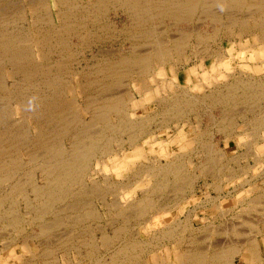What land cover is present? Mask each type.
<instances>
[{
    "label": "bare ground",
    "instance_id": "obj_1",
    "mask_svg": "<svg viewBox=\"0 0 264 264\" xmlns=\"http://www.w3.org/2000/svg\"><path fill=\"white\" fill-rule=\"evenodd\" d=\"M28 1L34 13V25L40 20L37 9L49 10L50 3L56 7L60 24L45 28L46 33L38 32L35 37L22 30L13 33L7 25L0 28V225L15 232V236L9 232V239L1 240L0 255L5 250H18L15 240L30 225L37 231L25 235L21 246L31 256L15 252L19 264H39L38 260L43 264H64L60 254L66 258L65 264H237L239 256L240 264H264L260 251V242L264 243V210L254 224L248 217H243L245 223L252 224L248 226L251 228L249 234L242 227L243 222L234 220L232 225L228 222L229 226L224 224V227L217 222L230 210L223 209V201L235 194L243 197L242 202L239 199L245 210L243 214H249L254 208L260 210L258 205L264 206V170L251 171L253 177L241 179L245 167L255 170L256 166L264 164V152L260 149L264 143V0H82L85 14L83 16L84 12H81L83 17L77 19L82 29L90 15L101 20L112 6V10L121 9L127 15L129 24L123 30L125 39L131 42L126 53L123 45L118 49H98L93 56L95 62L83 67L87 80L83 83L84 88L95 85L96 89L90 95L81 90L85 96L83 109L76 84L66 78L70 72L66 60L81 51L73 50L70 37H66L70 31L77 33L73 22L77 17L73 14L74 9L79 8V0ZM20 13L22 11L16 9V14ZM5 16L0 13L2 25ZM50 21L53 20L50 18ZM93 31L89 29L76 35L83 48L101 42L102 33ZM221 36L227 41H239L241 48L236 53L246 59L240 66L249 68L250 76H243L245 70H238L237 74L236 67L219 45L212 48ZM249 40L256 42L250 44ZM34 44L38 54L33 51ZM247 44L253 52L248 51L245 56ZM51 52H55L57 58L50 62L46 57ZM197 56L204 58L205 63L200 65L215 58L214 64H210L215 82L210 81L207 70L199 72L200 65L196 61L190 66V60ZM3 62L10 64L7 72L12 79L11 85L5 80L1 68ZM220 67L226 70L225 80L219 74ZM182 68L184 70L179 73ZM159 71L170 76L175 88L168 99L162 95L157 97L156 92L160 93L168 82V76H162L163 73L158 77ZM149 77L153 78L154 86ZM89 78L93 80L89 81ZM206 79L212 85L211 92L199 95L191 92L188 82L203 88ZM183 80L185 84H182ZM130 81H134L139 94L147 93L158 106L157 114L137 116L134 110L138 108L139 100ZM129 102L135 109L129 107ZM82 111L90 114V118H84ZM156 122L158 129L154 130L152 124ZM203 123L207 125L206 129H202ZM195 125L200 144L198 153L203 152L202 162L195 167L199 173L188 171V164L193 165L189 153H171L166 138L155 136L158 130L163 134L172 131V138L181 129ZM210 126L225 139H232L235 146L245 144L247 150L229 157L228 151L212 137L206 138L211 134ZM239 126L244 129L239 131ZM246 136L248 141L245 142L243 137ZM125 137L131 148L142 145L153 151L165 145L168 159L162 163L157 157L154 162L153 158L147 159L146 154L144 158L148 161L127 166L121 157L125 156L121 151L127 150ZM66 138L70 141L69 148L64 142ZM114 140L119 141L120 151L114 148ZM21 147H27L28 160L20 154ZM249 154L253 163L247 161L244 168L238 165L240 169L232 167V159L238 163ZM106 159L118 166L119 175L129 170V182H118L126 184L127 188L136 185L129 195L122 192L126 185L118 188L120 185L116 186V181H112V169ZM38 171L43 177L42 184L37 179ZM102 171L104 180L95 177ZM246 185L250 188L246 189ZM207 187L216 195L207 192V200L198 201V188ZM121 188L124 189L119 191ZM242 190L247 192L246 196ZM138 191L141 196L135 198L133 194ZM165 194L170 200L163 204ZM20 203L26 206L24 214L20 211ZM186 204L191 206L185 208ZM206 206L217 209L218 213L212 219L204 215L207 220L200 227L194 226L197 209ZM172 211L184 216L177 218L174 215L169 222H158L163 212L170 215ZM104 218L112 233L109 227L107 230L104 226H94V222ZM130 221L136 222L135 225L131 226ZM133 227L137 234L133 233ZM96 228L101 232L100 238L94 234ZM200 231L205 232L203 235L207 232V237H201ZM141 232L147 237L144 238ZM227 232L240 235L243 240L242 237L241 240L234 239L237 237L234 235L230 239L232 234L226 237L227 240L208 238L223 233L225 238ZM244 233L248 234L246 239ZM29 237L41 241L43 249L37 255ZM171 244L176 246L175 250L169 249ZM162 249L167 250L163 252ZM6 260L4 264H8Z\"/></svg>",
    "mask_w": 264,
    "mask_h": 264
},
{
    "label": "rangeland",
    "instance_id": "obj_2",
    "mask_svg": "<svg viewBox=\"0 0 264 264\" xmlns=\"http://www.w3.org/2000/svg\"><path fill=\"white\" fill-rule=\"evenodd\" d=\"M36 1V0H35ZM47 1H49V3L50 2H52L53 0H47ZM82 2V0H79L78 1V7L79 8H77L78 9V11H77V9L75 10L74 9V18L75 17H77V18H75L74 19V23H75V28H76V30L75 31H77V33H75L74 31H70L69 33H67L66 34V37L68 38V37H70L68 40L69 41H71V44H72V46H73V50H81V51H78L77 52V56L75 55V57L74 58H70V59H68V60H66L67 62H69V67H70V72H68V74H66L65 76H66V78H68V79H70V80H72L73 81V83L74 84H76V86H77V89H78V94H77V96H78V100H79V102H80V104H81V109H83V101H84V95L81 93V90L82 89H84V92H85V94H88V95H90V94H92V93H94V91L96 90L95 89V85L93 86H86V88H84V86H83V83L84 82H86L87 80H85L86 78H85V71H86V69L85 68H87V64L88 63H90V64H92L93 63V61L95 60L94 59V53H98L97 51H99L98 49H100V51L102 50V48L103 49H109V48H114V49H118V47L120 46L121 47V45H123V48L124 49H126L125 50V53L126 52H128V48L129 47H131V42L129 41V40H126L125 39V31L123 30V29H125V27L126 26H128V24H129V19H128V17H127V15L123 12V11H121V9H116V11H115V9L113 8V10H112V6H110V8L109 9H107L106 10V12H105V15H104V18H102L101 20H96V18L95 17H93V16H95V15H90L89 17H88V19H87V21H85V23H86V27H85V29H82L81 28V26L79 25L81 22H79V21H77V19L79 18V19H81L83 16H84V14H85V9H84V7H83V2ZM84 1V0H83ZM4 2V3H3ZM29 1L28 0H3V1H1L0 0V5H2V6H0V13H1V15H6L5 16V23L2 25V24H0V28L1 29H3V27H4V25H7V27L13 32V33H15V31H16V33H18V32H21V30L23 31V32H25V33H29L32 37H35L36 36V34L38 33V32H40V34H43V33H46L47 32V29H49L50 27H54L55 25H59L60 24V21H59V19L57 18V13H56V7L55 6H52L51 4L52 3H50V9L48 10H46V9H43V8H40V11H39V8L37 9V15L39 16V18H40V20L38 19V23L37 24H35L34 25V20H33V16H34V13H32L31 11V6H30V4L28 3ZM85 2V1H84ZM80 3V4H79ZM82 6V7H81ZM3 7V8H2ZM10 7H12V8H10ZM82 8V9H81ZM16 9L18 10V9H20L21 11H22V13H20V14H16ZM63 9V8H62ZM12 10V11H11ZM6 11H7V14H6ZM46 12V13H45ZM83 14H82V13ZM11 13V14H10ZM15 13V14H14ZM33 14V15H32ZM39 14H41V15H39ZM76 14V15H75ZM83 16H82V15ZM107 14V15H106ZM78 15V16H77ZM80 15V16H79ZM7 16H9L8 18H7ZM11 16V17H10ZM41 16V17H40ZM108 16V17H107ZM50 18L53 20V21H50ZM91 18V19H90ZM124 18V19H123ZM13 19V20H12ZM42 19L44 20V21H42ZM49 20V21H47V20ZM22 21V22H21ZM43 23H42V22ZM106 21V22H105ZM112 21V22H111ZM40 22V23H39ZM45 22V23H44ZM49 22H51V23H49ZM76 22L78 23V24H76ZM111 22V23H110ZM126 22V23H125ZM6 23H8V24H6ZM17 23V24H16ZM20 23V24H19ZM48 23H49V25H48ZM52 23H53V25H52ZM96 23V24H95ZM99 25H98V24ZM11 24H13V25H11ZM41 24V25H40ZM45 24V25H44ZM89 24H90V26H89ZM20 25V26H19ZM43 25V26H42ZM115 25V26H114ZM18 26V27H17ZM37 26H40V28H38ZM88 26V27H87ZM95 26V27H94ZM100 26V27H99ZM109 26H111V27H109ZM205 26V25H204ZM28 27V28H27ZM81 28V29H79V28ZM94 29H93V28ZM207 27V26H206ZM37 28H38V30H37ZM41 28H43V29H41ZM45 28H47V29H45ZM117 28V29H116ZM13 29H15V30H13ZM28 29V30H27ZM79 29V30H78ZM94 30L93 32H96V30H97V32L98 33H102L101 35H102V39H100V41L101 42H99L98 44H95V45H92L91 44V47H88V48H83V46H81V44L80 43H78V35H79V32H86V31H88V30ZM108 29V30H107ZM102 30H104V31H102ZM121 30V31H120ZM123 30V31H122ZM111 31H113L111 34H110V32ZM51 32H53V31H51ZM73 32V33H72ZM83 32V33H84ZM109 32V33H108ZM121 32V33H120ZM63 33H65L64 32V30H63ZM104 33H106V34H104ZM70 34H71V36H70ZM117 34V35H116ZM124 34V35H123ZM77 35V36H76ZM110 35V36H109ZM111 35H113L112 37H111ZM123 37V38H122ZM93 38H95V36H93ZM73 39V40H72ZM75 40V41H74ZM129 41V42H128ZM77 42V43H76ZM215 43H213L212 44V48L214 49V48H218L219 46L221 47V49L225 52V53H227V56L228 57H226V58H228V59H230V62L231 63H233V66H235L236 68H235V70H236V72H237V74H239V72H238V70L240 71H242V70H245V74H247V75H243V76H245V77H247V76H250L251 75V70L249 69V68H245V67H243V66H240L241 65V63H243V61H246V59L244 58H241L239 55H238V53H236V51L238 50H240V44H239V41H227L226 39H225V37L224 36H221V37H219L218 38V40H217V42L216 41H214ZM230 42H231V44H230ZM256 41L255 40H249V43L250 44H252V43H255ZM94 43H96V42H94ZM77 44H78V46H77ZM250 44H247L246 46L248 47H246V48H244V55L246 56V54L247 53H249V52H253V50L251 49V45ZM75 45V46H74ZM219 45V46H218ZM127 46V47H126ZM216 46H218V47H216ZM232 46V47H231ZM250 46V47H249ZM75 47V48H74ZM117 47V48H116ZM119 47V48H120ZM229 47H231L230 48V50L228 51V49H229ZM234 47V48H233ZM245 47V46H244ZM71 50V49H70ZM33 51H34V53H36V54H38V47L34 44V46H33ZM228 51V52H227ZM249 51V52H248ZM55 56V57H54ZM57 58V54L55 53V52H51V53H49V54H47V57H46V60L48 59V61H54L55 59ZM36 59H38L37 57H36ZM76 59V60H75ZM194 59V60H193ZM193 59L192 60H190L191 62V65L190 66H192L193 65V61H196L199 65L201 64V63H203V61H204V58L203 57H193ZM205 59H207V58H205ZM243 59V60H242ZM73 60V61H72ZM214 60H215V58L214 57H211V59L209 60V62L207 61V63L205 64V65H200V67H199V72L200 73H202V72H205L206 70L209 72V79H210V81H214L215 82V76H214V70H213V67L212 66H210V64H214ZM239 61H241V62H239ZM95 62V61H94ZM5 63H7V62H3V64H1V68H2V71H3V73L5 74V80H6V82H8V84H10L11 83V81H12V79H11V77H9V74H8V72H9V68H10V64L9 63H7V64H5ZM205 63V62H204ZM203 63V64H204ZM209 66H208V65ZM83 65V66H82ZM4 66V67H3ZM80 66H81V68H80ZM74 67V68H73ZM75 67H76V70H75ZM83 67H85V68H83ZM77 68H78V70H80L79 72H77L78 70H77ZM244 68V69H243ZM72 69H74V70H72ZM251 69H253V68H251ZM184 70V68H182L181 69V71L179 72V73H182V71ZM205 70V71H204ZM220 70V71H219ZM225 70V68L223 67V69H222V67H220V68H218V71H219V74H220V76L221 77H224V76H226L225 74V72H226V70ZM234 70V69H233ZM8 71V72H7ZM83 71V72H82ZM74 72H75V74H74ZM161 73H163V72H160L159 71V74H158V77H160L162 74ZM71 74V75H70ZM171 74V76L173 75L172 73H170ZM250 74V75H249ZM7 75V76H6ZM83 75V76H82ZM166 75V73L164 74L163 73V75L162 76H164V77H166L167 78V76H165ZM82 77V78H81ZM170 78V76H168V82H167V84H166V88H164L160 93H159V91L158 92H156L157 93V97H159V96H164V97H166L167 99L168 98H170V96H169V94L171 93H173L174 91H175V88H174V86H173V83H172V81L169 79ZM80 79L82 80V83L80 84ZM92 78H89V81L91 80ZM226 79V77H224V79L223 80H225ZM84 80V81H83ZM93 80V79H92ZM78 82H79V84H78ZM131 83H132V85H133V92H134V94H135V96L137 97V99L139 100V105H138V108L137 109H135V108H133V106H132V103L131 102H129V107L131 108V109H135L134 111H137V116H142V115H148V114H150V115H154V114H157V112H159V108H158V106L154 103V102H152V100H150V98L149 97H147V93L146 94H144V93H142V92H140V94L138 93V88H137V86H135L134 85V81H130ZM149 82L154 86V84H155V82H154V80H153V78H151V77H149ZM182 82V84H185L184 82H186L185 80H183V81H181ZM11 85V84H10ZM80 85V86H79ZM188 86L190 87V90H191V92H193L194 94H196V95H199V94H203L204 92H206V93H209V92H211L212 90H211V88H212V85L211 84H209L208 83V79H206V80H203V88H199L195 83H189L188 82ZM94 88V89H93ZM155 90H157V87H155L154 88ZM80 90V91H79ZM86 90V91H85ZM135 90V91H134ZM137 91V92H136ZM166 91V92H165ZM80 92V93H79ZM143 95H142V94ZM164 95H163V94ZM144 97V98H143ZM144 100V101H143ZM148 102H150V103H148ZM12 103H14V102H12ZM143 106V107H142ZM158 108V109H157ZM86 112V111H85ZM84 111H82V115H84V118H86V119H89L90 118V114H88L87 112L85 113ZM85 113V114H84ZM238 117H240V116H238ZM238 120H240L241 121V117L240 118H237ZM153 125V129L154 130H157L158 128V125H157V122L154 124H152ZM206 124L205 123H203V125H202V129H206ZM31 127L32 126H30L29 127V129H31ZM157 128V129H156ZM194 128H196L197 129V126L195 125L193 128H184V129H181L178 133H176L175 135H173V137L171 138V135H172V131H169L168 133H165V134H163V133H160V132H162L161 130H158V131H156V134H155V136H157V137H159V138H161V139H163V138H166V142H169L170 144L168 145V146H171V148L169 147V151L171 152V153H174V154H176V153H183L184 154V152L186 153H189L190 154V157L193 159V165L192 164H188V171H190L191 173H193V172H198L199 173V171L196 169L197 168V166L202 162L201 160V157L203 156L202 154H203V152H201V153H198L199 151H200V144H199V142L197 141V134L195 133V129ZM211 128V129H210ZM210 128H209V131L211 130V134L209 135V137H207L206 136V138H210L211 139V137H212V140L214 141V142H216V143H218V144H220V146L223 148V149H226L227 151H228V153H229V157H233L234 156V154H238V155H240V152H243V151H246L247 149V147L248 146H246L245 144H239L238 146H235L236 144H234V142L232 141V139H225L224 138V136H221L218 132H217V130H215V128L214 127H211L210 126ZM246 128H248L247 126H246ZM186 129V130H185ZM239 131H241V130H243L244 129V126H239L238 128H237ZM194 130V131H193ZM125 135V134H124ZM124 135L122 136V137H124ZM180 136V137H179ZM216 136V137H215ZM127 137H125V139H124V141H125V143H124V146H126V149L127 150H125L124 152L123 151H121L125 156H123V155H121V157H123L124 158V163L128 166H131V167H134L135 166V163L136 162H143V161H148L147 159H152L154 162L155 161H157V157H159L160 159H161V161H162V163H165L164 161H166L168 158H167V149H166V147H165V145L164 146H162L160 149L157 147V148H155V149H153V151H148L146 148L144 149L143 148V146L142 145H139V146H137L136 148H131V146L128 144V142H127V139H126ZM186 138V139H185ZM196 138V139H195ZM217 138V139H216ZM244 138V140L243 141H248V138H247V136L246 137H243ZM173 139V140H172ZM192 139V141H190ZM195 139V140H194ZM215 139V140H214ZM64 142H66L65 143V145H66V147H70V141L66 138L65 140H64ZM196 142V143H195ZM119 141H116V140H114L113 141V146H114V148L117 150V151H120L119 150ZM197 144V145H196ZM180 145V146H179ZM196 147V148H195ZM228 147V148H227ZM246 147V148H245ZM186 148V149H185ZM237 148V149H236ZM21 150H19L20 151V154L21 155H23L22 157H23V159L24 160H28V157H27V155H28V149H27V147H21L20 148ZM26 149V150H25ZM171 149V150H170ZM246 149V150H245ZM260 149H261V151H262V153L264 152V143H262L261 144V146H260ZM23 150H25V151H23ZM147 150V151H146ZM159 150V151H158ZM176 150V151H175ZM22 151V152H21ZM194 151V152H193ZM196 151V152H195ZM126 152V153H125ZM191 152V153H190ZM238 152V153H237ZM27 153V154H26ZM251 153V152H250ZM147 154V156H148V158L147 159H145L144 158V156ZM195 154V155H194ZM126 155H128V156H126ZM170 157V156H169ZM130 158V159H129ZM186 158H188V162H189V156L188 157H186ZM235 159H237V157L235 158ZM118 160V159H117ZM254 159H253V157L249 154V157L247 158V159H244V158H241L240 159V161L238 162V163H236L235 162V160L234 159H232V161H231V165H232V167H234L235 169H240V168H244L245 166H244V164L245 163H247V161H249L250 163H253L254 161H253ZM135 161V162H134ZM106 162H108L109 163V166L111 167V169H112V171H111V176H112V181H116V186H117V184H118V182H124V183H128L129 182V170H127L126 171V173L124 172L123 173V175H119V173H117V171H118V166H114L113 164V161L112 160H107L106 159ZM114 162H116V160H114ZM119 162V161H118ZM240 163V164H239ZM238 165H240V168H238ZM242 165V166H241ZM113 166V167H112ZM244 166V167H243ZM196 167V168H195ZM247 169H249V168H247V167H245V169H244V175L241 177V179H243L244 177H249V178H251V176L253 177V173H258V172H260V171H262V170H264V164H260L258 167L256 166L255 167V170L253 171V170H251V169H249V170H247ZM260 170V171H259ZM253 173H252V172ZM256 171V172H255ZM101 174H98V175H96L95 177H99L101 180H104L105 179V177H103V171L102 172H100ZM251 175V176H250ZM37 179H38V182L40 183V184H42L43 183V177H42V174H41V172L40 171H38L37 172ZM120 182V183H121ZM103 183V182H102ZM126 184H123L122 183V185L121 184H118V185H120V186H118V188H120V187H124V185H126ZM132 184V183H131ZM202 184V183H201ZM106 185V184H105ZM142 185H144V184H142ZM114 186H115V182H114V184L112 185V188H113V190H114ZM128 186H130V185H128ZM198 187H200V186H198ZM116 188V187H115ZM118 188H116L115 189V191L118 189ZM135 188H136V185L134 186V184L131 186V187H128L127 188V185H126V190H124V191H122V192H124V194L125 195H129V193H131V190H135ZM247 188H250V186L249 185H246V189ZM124 188H121L119 191H121V190H123ZM208 189V190H207ZM231 189H233V188H231ZM202 190H204V191H202ZM118 191V190H117ZM198 192H197V200L199 201H202V200H207V197L208 196H206L207 195V192H209V193H211V195H216V192L214 191V190H211V188L210 187H207V188H204V189H201V188H198V190H197ZM212 191H214V192H212ZM236 191H234V193H235ZM243 192V195L244 196H246L247 195V192L245 191V190H242L241 191V193ZM172 193V192H171ZM171 193H170V198L172 197V196H174L173 195V193H172V196H171ZM29 194L30 195H32L33 193L32 192H30L29 191ZM134 195V197L135 198H139L140 196H141V192L140 191H138V192H136V193H134L133 194ZM140 195V196H139ZM167 196V197H166ZM169 195H167V194H165L164 195V197L166 198V199H164V198H162V201H161V203H166V202H168L169 200H170V198L168 197ZM108 198L111 200L113 197L110 195V196H108ZM241 198V199H240ZM167 199H168V201H167ZM241 200V202L243 201L242 199H243V197L242 196H240L239 194H238V196H237V194H235V197H232L231 199H226V200H224L223 202V204H222V206H223V209H230L229 210V212H228V214L225 216H223L222 218H219V219H217V222H221L222 223V225H223V227H224V224H226L225 226H229V224H228V222L229 223H231L230 225H232L233 224V222H235L236 220H237V223H240V222H243V226L242 227H244V230H245V232H246V229H247V232L248 231H250V229L251 228H249L248 226H252V224H254L253 222H255L254 220H258V219H260V215L262 214V212H263V208H264V206L262 207V205H258L257 207H260V210L258 209H253L252 211H250V213H252V214H248V212L246 213H244L243 214V212L245 211L244 209H242L241 207V205L242 204H240L241 202H240V200ZM165 200V201H164ZM196 200V201H197ZM237 201V202H236ZM186 207L185 208H188L189 206H191V204L189 205V204H186L185 205ZM236 207V208H234V207ZM100 207L102 208V210L104 209V207L101 205V203H100ZM240 207V208H239ZM256 207V208H257ZM233 208V209H232ZM26 206L24 205V203H20V211L24 214V212L26 213ZM231 209H232V211H231ZM241 209V210H240ZM237 210V211H236ZM202 211V212H201ZM235 211V212H234ZM254 211H255V214H254ZM104 212H105V210H104ZM218 213V210L216 209H209V208H207V206L205 207V209L204 208H199V209H197V211H196V213H195V215H194V218H193V223H194V226H196V227H200L207 219H204V215L205 216H207L208 218H213L216 214ZM257 213H259L258 215H257ZM231 214L232 215H237L238 217H236L235 215L234 216H231ZM239 214V215H238ZM247 214V215H246ZM176 216L177 218H179L180 216L181 217H183L184 216V214H180L179 212H175V211H172V214H168V213H166V212H163L162 214H161V216L158 218V222L160 223V222H169L171 219H173L172 218V216ZM253 215V216H252ZM241 216V218H239ZM246 216V217H245ZM249 216H251V219H249L250 217ZM243 217H245V218H247L252 224H249L248 222H246L245 223V221H243L244 220V218ZM258 217V218H257ZM106 218H107V216H106ZM239 218V219H238ZM252 218H253V220H252ZM107 219H109V218H107ZM105 220V221H104ZM104 220H102V221H98V222H94V226H98L99 225V227H101V228H103V226H104V229L105 228H107V230H108V227H109V229H110V226H107V224H106V219L104 218ZM229 220V221H228ZM235 220V221H234ZM224 221H226L225 223H224ZM239 221V222H238ZM162 222V223H163ZM130 223V225L132 226V225H135V223L136 222H134V221H130L129 222ZM132 223V224H131ZM134 223V224H133ZM158 223V224H159ZM161 223V224H162ZM220 223V224H221ZM245 223V224H244ZM218 224V223H217ZM136 226H137V224H136ZM240 226V227H241ZM29 227V228H28ZM131 228V227H130ZM248 228H249V230H248ZM97 229V228H96ZM95 229V231H94V234H95V236H97V237H101V232H100V230L99 229H97L96 230ZM35 231H37V228L36 227H31L30 225H28L27 226V230H26V232H24L23 234H21L19 237H17V239L15 240L16 242V244H17V249L18 250H5V252L3 253V254H1L0 255V264H4V262H5V260H6V258H7V263L8 264H19L20 263V260H18L17 258H16V254H21L22 256H26V257H30L31 256V253L30 252H28V251H26V250H24L23 249V247L21 246V242L23 241V237L25 236V235H30V234H32V233H34ZM112 230L110 229L109 230V232L110 233H112L111 232ZM132 231H133V233H135V234H137V232H136V229H134V227L132 228ZM12 233L9 229L7 230V228H2L1 227V225H0V247H2L3 246V242L1 241V240H5V238L6 239H9V237H8V235L10 234V233ZM7 234V235H5V234ZM201 233H202V235H201ZM205 233V232H204ZM203 233V231H200V233H199V235H201V237L202 236H204L203 238H206L207 236H206V234H207V232H206V234L205 235H203L204 234ZM13 236H15V232L13 231ZM100 234V235H99ZM141 234L143 235V237L145 238V237H147L146 235L147 234H145V232H141ZM232 234V236L230 237V239L231 238H234L235 236H237V237H235L234 239H240L241 240V238L240 237H242V236H240V235H234L233 233H231V232H227L226 234H225V238L223 237L224 236V233L221 235H210V237H208V238H210L211 240H214L215 239V241H216V239L217 240H220L221 238H222V240H227V238L226 237H229V235H231ZM245 234V238L244 239H246L247 238V235L249 234V232H248V234H246V233H244ZM233 235H234V237H233ZM239 236V237H238ZM217 237V238H216ZM218 237H219V239H218ZM221 237V238H220ZM12 238V237H11ZM29 239V242H30V244H31V246L33 247V251H34V254L35 255H37L39 252H40V250H42L43 248H42V246H40L41 245V241H40V239L38 238H33V237H29L28 238ZM238 239V240H239ZM42 240V239H41ZM242 240H243V237H242ZM262 241V240H261ZM18 242V243H17ZM262 245H261V255H262V257H263V259H264V243L263 242H260ZM33 244V245H32ZM16 247V246H15ZM175 245L174 244H171L170 246H169V249L170 250H175ZM168 249V250H169ZM102 250H104V249H102ZM163 250V252L165 251L166 252V250L165 249H162ZM14 251V253H12ZM15 252H16V254H15ZM72 252H75V251H73L72 250ZM15 254V255H14ZM3 255V256H2ZM60 256H61V258H62V262L65 264V262H66V258L63 256V254H60ZM71 257L72 258H75V254H72L71 255ZM238 260H237V264H240V263H242V261H241V258H240V256H239V258H237ZM74 262L75 263H77V261L76 260H74ZM38 263L39 264H43V261L42 260H38Z\"/></svg>",
    "mask_w": 264,
    "mask_h": 264
}]
</instances>
